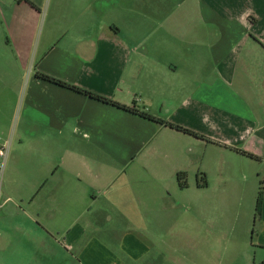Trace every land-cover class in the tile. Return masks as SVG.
I'll return each instance as SVG.
<instances>
[{"label": "crops", "instance_id": "obj_1", "mask_svg": "<svg viewBox=\"0 0 264 264\" xmlns=\"http://www.w3.org/2000/svg\"><path fill=\"white\" fill-rule=\"evenodd\" d=\"M0 143L6 177L32 176L28 197L2 187L0 264L212 256L198 219L165 214L166 194L190 188L202 149L264 160V0H0ZM262 200L230 264H264Z\"/></svg>", "mask_w": 264, "mask_h": 264}, {"label": "rangeland", "instance_id": "obj_2", "mask_svg": "<svg viewBox=\"0 0 264 264\" xmlns=\"http://www.w3.org/2000/svg\"><path fill=\"white\" fill-rule=\"evenodd\" d=\"M208 150L206 155L204 149L196 154L191 171L193 176L188 177L190 188L173 191V195L170 197L166 194L170 203L165 204V206H169L165 208V214H173L174 217L177 214L180 218L193 217L198 219V227H202L200 233L209 235L212 239V247L210 248L213 253L212 256H209L207 252H210V248H204L207 254L204 256V253L198 251L192 253L185 246L180 249L181 262L176 260L179 264L182 262L189 264L188 260L193 264H230L239 260L236 258L237 252L232 250L236 238L231 237V235L237 237L245 235L248 241L251 239V228L254 223L260 182L264 183V160L257 161L243 155H236L241 154L237 151L221 153L214 146L209 147ZM218 154L225 155L220 156ZM5 170L2 187L5 186L12 192L5 194L4 199L11 197L13 201H16L20 197H28L32 176L27 171H22L19 174L6 177ZM202 170L208 173L206 178L209 181V188L199 190L196 179L201 183L204 174L199 173H203ZM256 193L255 200H250ZM259 218L260 216L257 222ZM222 235H228V237H224L222 243H217L215 240ZM169 239H173L172 235H165L164 242H162L165 251H167L166 243H169Z\"/></svg>", "mask_w": 264, "mask_h": 264}, {"label": "trees", "instance_id": "obj_3", "mask_svg": "<svg viewBox=\"0 0 264 264\" xmlns=\"http://www.w3.org/2000/svg\"><path fill=\"white\" fill-rule=\"evenodd\" d=\"M45 79H49L50 77L49 76H46V75H42ZM78 89V91L82 92V93H85L91 97H94L95 99H98L100 101H103L105 103H112L114 104L115 102H113L112 100L108 99V98H105L103 96H100V95H97V94H94V93H91L89 91H86V90H83V89H79V88H76ZM114 105H117L120 107L119 104H114ZM141 115L146 118V119H149V120H152V121H155L157 123H160V124H163V125H166L167 127L169 128H172L174 130H177L179 132H183L185 134H188V135H191V136H194L196 138H200V139H203L205 141H209L207 140L204 136H201L199 135L198 133L196 132H193L189 129H186L182 126H179V125H175V124H172L170 122H167V121H164V120H160V119H156L155 117H153L152 115H150L149 113H141ZM237 151L238 153H241L251 159H254V160H261L260 157L252 154V153H249V152H246V151H243V150H235ZM177 181L180 185V187L182 188H187L188 187V183H187V177H186V174L184 172H180L177 174ZM208 185V182H207V178L205 176H203L202 178V182L199 183V186L200 187H206ZM263 189H264V183L263 182H260V192L258 194V197H257V202H256V209H255V220H254V223L256 224L257 222V219L259 216H261V212H262V199H263ZM253 233H254V230H253Z\"/></svg>", "mask_w": 264, "mask_h": 264}, {"label": "built area", "instance_id": "obj_4", "mask_svg": "<svg viewBox=\"0 0 264 264\" xmlns=\"http://www.w3.org/2000/svg\"><path fill=\"white\" fill-rule=\"evenodd\" d=\"M9 145V143H0V210H2L6 203V201H4L2 197V182L7 158L9 155Z\"/></svg>", "mask_w": 264, "mask_h": 264}]
</instances>
